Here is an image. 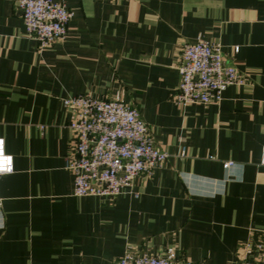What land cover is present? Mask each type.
Returning <instances> with one entry per match:
<instances>
[{
	"label": "crops",
	"instance_id": "obj_1",
	"mask_svg": "<svg viewBox=\"0 0 264 264\" xmlns=\"http://www.w3.org/2000/svg\"><path fill=\"white\" fill-rule=\"evenodd\" d=\"M39 46L0 0V264H109L124 251L231 264L264 254V0H54ZM217 42L242 74L217 101L173 99L185 41ZM237 46V49L234 47ZM134 105L165 158L114 196L75 195L61 98ZM230 160L228 166L224 161Z\"/></svg>",
	"mask_w": 264,
	"mask_h": 264
},
{
	"label": "built area",
	"instance_id": "obj_2",
	"mask_svg": "<svg viewBox=\"0 0 264 264\" xmlns=\"http://www.w3.org/2000/svg\"><path fill=\"white\" fill-rule=\"evenodd\" d=\"M26 35L39 46L49 45L66 31L71 10L54 0H16ZM237 49V46L234 47ZM178 81L173 99L179 104L217 102L223 89L240 83L242 74L227 61L217 42L203 38L181 44L176 65ZM71 111L68 126L75 138L64 159L73 177L75 195L114 196L130 186L134 177L150 171L166 156L152 138L138 109L115 98L88 93L63 96ZM230 160L224 161L228 166ZM260 164L264 165V145ZM12 170V156L0 136V174ZM109 264H213L203 260L177 259L172 247L160 253L124 251ZM231 264H264V254Z\"/></svg>",
	"mask_w": 264,
	"mask_h": 264
}]
</instances>
